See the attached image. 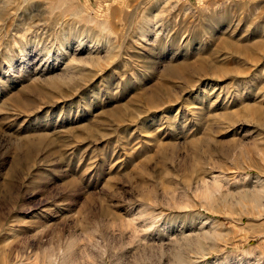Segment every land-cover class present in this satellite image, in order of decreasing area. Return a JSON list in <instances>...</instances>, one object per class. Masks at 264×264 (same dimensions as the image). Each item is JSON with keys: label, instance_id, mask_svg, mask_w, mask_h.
<instances>
[{"label": "rangeland", "instance_id": "1", "mask_svg": "<svg viewBox=\"0 0 264 264\" xmlns=\"http://www.w3.org/2000/svg\"><path fill=\"white\" fill-rule=\"evenodd\" d=\"M0 264H264V0H0Z\"/></svg>", "mask_w": 264, "mask_h": 264}]
</instances>
